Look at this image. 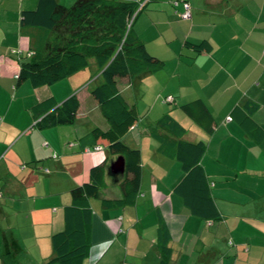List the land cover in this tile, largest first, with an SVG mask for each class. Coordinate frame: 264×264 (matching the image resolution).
I'll list each match as a JSON object with an SVG mask.
<instances>
[{"label": "crops", "instance_id": "obj_1", "mask_svg": "<svg viewBox=\"0 0 264 264\" xmlns=\"http://www.w3.org/2000/svg\"><path fill=\"white\" fill-rule=\"evenodd\" d=\"M57 1L65 7L76 2ZM174 1L151 0L154 5L133 23L134 35L164 67L116 79L139 116L123 142L140 151L142 172L132 205L104 206L122 199L123 175L109 173L117 157L91 135L109 129L92 96L103 82L101 72L90 59L87 69L54 85H17L20 60L32 56L37 37L33 30L22 32L21 15L35 10L38 0H0V264H57L51 262V237L65 228L71 191L101 164L106 188L89 200V249L82 264H264V136L256 141L235 116L248 106L264 131V0H182L190 7L188 20ZM141 14L146 16L139 20ZM204 42L210 49L200 53L185 46ZM72 95L79 102L73 124L36 127L44 115L35 113L38 104L53 99L60 105ZM169 96L173 108L163 103ZM144 99L150 103L141 105ZM195 100L213 117L211 134L180 114L181 105ZM166 113L186 130L182 140L205 144L200 166L217 221L192 215L175 192L184 175L180 163L160 153L152 135L179 138L159 124ZM96 146L103 150L86 152Z\"/></svg>", "mask_w": 264, "mask_h": 264}, {"label": "trees", "instance_id": "obj_2", "mask_svg": "<svg viewBox=\"0 0 264 264\" xmlns=\"http://www.w3.org/2000/svg\"><path fill=\"white\" fill-rule=\"evenodd\" d=\"M140 4L141 1L76 0L73 5L65 7L57 0H38L35 10L24 11L21 15L22 32L33 30L37 37L32 56L20 60L17 85L25 82L33 88L54 85L87 69L90 59L95 61L101 72L103 82L93 90L92 96L108 122L109 129L105 132L95 129L91 135L95 140L106 141L110 155L123 157L125 163L123 177L118 181L122 199L105 200L102 202L104 206L132 205L140 192L142 172L140 151L123 142V138L138 122L139 116L135 108L129 106L120 95L116 79L132 78L144 72H158L164 67V63L152 57L133 33V23L144 8H140ZM185 46L193 48L196 53L210 49L206 42L198 46L186 43ZM174 103L173 98V102L167 104L173 108ZM78 109L79 102L75 95L60 105H56L53 99L45 100L34 108L35 113L44 112L36 127L42 130L71 125ZM180 110L204 132H213V117L201 100L181 105ZM250 110L248 106L243 111L236 110V121L256 141H261L264 131L249 116ZM159 124L179 137L173 140L152 132L159 143V152L178 161L184 173L175 188L176 194L195 217L217 221L219 214L200 166V159L206 151L205 144L182 140L186 130L169 113L162 116ZM105 179V165L94 166L90 169L88 182L71 191L72 203L65 212V228L51 237L54 254L51 262L82 264L89 249V200L99 198L100 191L106 188ZM158 231L164 246L166 231L162 224Z\"/></svg>", "mask_w": 264, "mask_h": 264}, {"label": "built area", "instance_id": "obj_3", "mask_svg": "<svg viewBox=\"0 0 264 264\" xmlns=\"http://www.w3.org/2000/svg\"><path fill=\"white\" fill-rule=\"evenodd\" d=\"M179 2L183 3L182 0H176V1H174V4L177 5ZM181 17L183 19H186V20L190 19V17H191L190 7H189V5L187 3H184V12L182 13ZM263 56H264V51H263ZM164 102L165 103H171V102H173V98L172 97H168V98H166L164 100ZM92 150H94V151H102L103 150V147L96 146V147H94L92 149H89L88 148L86 150V152H89V151H92ZM54 158H56V155H54ZM0 197H1V194H0Z\"/></svg>", "mask_w": 264, "mask_h": 264}, {"label": "water", "instance_id": "obj_4", "mask_svg": "<svg viewBox=\"0 0 264 264\" xmlns=\"http://www.w3.org/2000/svg\"><path fill=\"white\" fill-rule=\"evenodd\" d=\"M108 171L112 176H122L125 171L123 157H117L116 160L111 163Z\"/></svg>", "mask_w": 264, "mask_h": 264}, {"label": "rangeland", "instance_id": "obj_5", "mask_svg": "<svg viewBox=\"0 0 264 264\" xmlns=\"http://www.w3.org/2000/svg\"><path fill=\"white\" fill-rule=\"evenodd\" d=\"M141 1V4H140V8L142 7H144L143 8V11H146L147 10V8L148 9H150L151 8V6L152 5H154V3L153 2H151V0H140ZM157 1H159V0H157ZM182 6L184 7V3H182ZM143 11H141V12H143ZM145 14H141L139 17V20L141 19V18H145ZM138 20V21H139ZM138 21H137V23L136 24H134L135 26L138 24ZM132 23H133V19L131 20V22H130V26L132 25ZM134 27V26H133ZM146 34L148 33L147 31L145 32ZM163 99V98H162ZM162 102H163V100H162ZM140 103H142L141 105H143V104H145V103H147V104H149L150 103V100H148V99H144V100H140ZM163 103H165V102H163ZM170 107V106H169ZM148 107H146L145 109H147ZM180 114H182L183 115V113H180ZM179 114V115H180ZM184 116V115H183ZM106 149V148H105Z\"/></svg>", "mask_w": 264, "mask_h": 264}]
</instances>
